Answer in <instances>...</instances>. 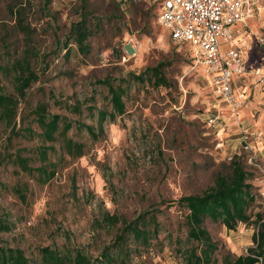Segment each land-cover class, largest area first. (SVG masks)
Here are the masks:
<instances>
[{"label": "rangeland", "instance_id": "obj_1", "mask_svg": "<svg viewBox=\"0 0 264 264\" xmlns=\"http://www.w3.org/2000/svg\"><path fill=\"white\" fill-rule=\"evenodd\" d=\"M84 7L94 19L91 54L85 57L72 47L67 58L63 43ZM10 8L24 9L22 21L31 32L27 39ZM159 8L160 0H51L46 12L42 0H0V69L22 58L29 47L37 53L34 66L40 80L30 91L31 107L43 101L51 114L98 132V112L111 110L99 81L128 80L130 74L140 75L165 61L172 62L166 75L175 83L171 91L129 83L125 116L106 121L98 140L74 125L69 137L84 144L86 155L73 160L60 142L54 144L51 162L56 175L47 184L13 165H1L0 224L5 222L11 231L0 234V247L22 250L32 264H39V250L49 246L83 248L97 257L114 245L122 226L107 223L108 215L127 221L155 215L157 237L141 253H135L130 242L126 264H183L188 240L177 203L210 188L234 160L255 176L250 183L256 200L249 214L252 220L261 215L264 222V87L254 75L256 68L264 73V10L233 31L232 43L248 67L245 76L233 79V90L243 100L233 113L215 94L190 47L174 44L159 25ZM96 23L101 25L98 30ZM5 74L0 70L2 84L13 93ZM77 104L80 114L71 109ZM25 107L22 103L21 109ZM212 116L220 118L217 127L208 124ZM244 132L249 134L248 149ZM9 136L10 128L0 127V159ZM12 145L10 153L28 149L23 155L34 158L33 149L40 143L18 138ZM16 187L23 189L26 202ZM206 228L236 256L254 246V225L228 231L208 221ZM117 251L111 249L115 258L120 256Z\"/></svg>", "mask_w": 264, "mask_h": 264}, {"label": "trees", "instance_id": "obj_2", "mask_svg": "<svg viewBox=\"0 0 264 264\" xmlns=\"http://www.w3.org/2000/svg\"><path fill=\"white\" fill-rule=\"evenodd\" d=\"M43 9L47 12L51 0H42ZM23 8V7H21ZM12 15L18 16V29L27 39L31 36L29 26L24 21V9L18 12L10 8ZM93 14L84 7L80 18L70 27L66 41L63 43V51L67 58L71 55V48L75 47L79 54L87 57L91 54L90 39L94 36L92 27ZM96 29L101 26L94 25ZM94 27V28H95ZM29 41V40H28ZM37 53L27 48L24 56L20 59L7 62L1 68V72L11 80L13 93H8L0 78V127L10 128L8 137V148L4 150L3 158L0 159V167L3 164L13 165L21 172L36 178L41 184H47L56 175V164L51 162V154L55 152L54 144L60 142L62 151L73 160L84 157V144L76 142L69 137V132L74 125L79 130H86L94 139L98 140L104 133V123H114L117 118L126 114V103L124 98L127 94L129 83L153 89L174 88L175 83L166 75V70L172 66V62H159L153 67L147 68L142 74H130L129 79L116 80L106 78L99 81L107 90V99L111 110L98 112V132L93 126L86 124H74L60 115L51 114L48 104L39 101L35 107L30 105V91L40 80L35 69ZM26 107L21 109V105ZM72 112L80 114V104L72 106ZM91 111L94 108H90ZM19 119V123L18 122ZM26 138L28 140H39L40 145L33 150L34 158L23 155V150L10 153L8 150L13 146V140ZM26 149L25 151H27ZM39 166H36L37 163ZM255 178L239 160L230 164L229 172L218 173L213 185L201 194L182 197L177 205L183 211V226L186 228L188 245L183 251V264H264V222L261 215L252 220L249 211L252 209L256 197L254 188L250 181ZM15 191L26 202L27 197L23 189L15 188ZM106 222L112 225L122 223L115 238L114 245L105 248L102 253L93 257L87 254L83 248L64 245L49 246L39 250V264H126L132 248L128 246L131 242L135 246L133 251L141 253L142 249L151 246L157 237V216H140L138 219L127 221L115 215H108ZM211 222L224 226L228 231H236L240 224L254 225L257 232L253 236L254 246L249 248L246 254L236 256L230 251L224 250L218 242H215L206 228V223ZM11 228L5 222L0 224V234L10 232ZM111 249H116L120 256L115 258ZM124 256V257H123ZM0 264H32L20 249L5 246L0 247Z\"/></svg>", "mask_w": 264, "mask_h": 264}, {"label": "built area", "instance_id": "obj_3", "mask_svg": "<svg viewBox=\"0 0 264 264\" xmlns=\"http://www.w3.org/2000/svg\"><path fill=\"white\" fill-rule=\"evenodd\" d=\"M264 10V0H160L157 21L168 32L174 44L187 45L195 63L211 79L215 94L236 113L243 100L233 90V79L245 76L248 67L240 51L233 46L236 25ZM254 75L264 87V73L256 68ZM220 118L208 119L217 127ZM248 132L243 142L248 149Z\"/></svg>", "mask_w": 264, "mask_h": 264}, {"label": "crops", "instance_id": "obj_4", "mask_svg": "<svg viewBox=\"0 0 264 264\" xmlns=\"http://www.w3.org/2000/svg\"><path fill=\"white\" fill-rule=\"evenodd\" d=\"M233 46H234V44H233Z\"/></svg>", "mask_w": 264, "mask_h": 264}]
</instances>
